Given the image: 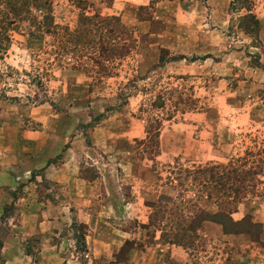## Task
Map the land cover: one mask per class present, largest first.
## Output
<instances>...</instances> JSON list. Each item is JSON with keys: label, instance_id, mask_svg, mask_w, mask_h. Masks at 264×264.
Returning a JSON list of instances; mask_svg holds the SVG:
<instances>
[{"label": "rangeland", "instance_id": "374dc122", "mask_svg": "<svg viewBox=\"0 0 264 264\" xmlns=\"http://www.w3.org/2000/svg\"><path fill=\"white\" fill-rule=\"evenodd\" d=\"M88 1V12L117 15L133 30L134 47L125 57L109 63L108 76L89 64L75 67L76 62L68 55H57L53 37L42 32H13L0 60V215L8 207L6 218L0 219V264H106L121 245L102 249L107 256L92 257L86 245L79 250L73 238L69 224L76 219L72 215L46 211L42 213L45 221L38 225L42 214L31 211L26 202V189L16 178L23 175L26 163L37 157L46 164H57L74 140L79 143L74 147L85 151L78 166L83 178H93L97 171L106 169L117 177L114 190L109 184V192L102 191L105 199H94L92 207L98 213L93 218L106 227L105 237L124 231L142 243L143 247L133 248L137 257L154 250L156 243L148 242L134 216L149 213L148 201L142 204L140 189L156 188L151 184L152 176L157 175L160 186L171 187L175 194L167 196L175 198L174 176L180 169L209 162L236 163L243 156L251 164L264 157V0H253L251 6L259 19L257 37L237 28L236 18L245 10L232 5L227 8L225 42L218 47L208 38L211 52L203 48L199 54H179L156 46V33L162 30L163 22L153 19L152 12L159 0H147L145 6H138L140 0ZM39 8L53 22L74 26L77 9L67 0L39 2ZM181 14L184 16H174L172 30L190 27L191 33L195 26L184 21L188 14ZM137 20H148L145 34L134 30ZM122 38L126 41L128 35ZM160 53L163 59L174 56L175 60L158 67ZM129 79L136 89L124 86ZM155 95L162 97V105L151 108L149 103ZM153 118L161 122L159 134L166 147L161 152L158 147V154L150 160L142 142L137 141L144 139ZM40 171L30 169L24 179L28 181ZM259 176L261 183L253 195L239 203L232 216L239 219L250 214L261 222L258 234L203 235L201 229L194 248L179 246L183 254L179 264H264V165ZM167 177H172L171 184ZM185 186L184 199L190 198L210 211L215 209L211 205L215 194L207 200L206 189L198 193L192 185ZM39 191L55 199L62 188ZM128 200L129 204L125 203ZM112 203L117 208H111ZM59 214L69 218L61 219ZM167 245L159 243L162 264H177L168 259Z\"/></svg>", "mask_w": 264, "mask_h": 264}, {"label": "trees", "instance_id": "16d2710c", "mask_svg": "<svg viewBox=\"0 0 264 264\" xmlns=\"http://www.w3.org/2000/svg\"><path fill=\"white\" fill-rule=\"evenodd\" d=\"M48 1L0 0V60L3 59L10 45L11 34L17 31L28 34L42 32L52 36L57 45V55H68L76 62L74 66L78 68L85 67L84 64L97 67L106 76L111 72L109 63L125 57L134 47L133 30L123 24L119 16L101 15L96 11L88 12L87 8L90 6L88 0H67L77 9L74 26L69 28L67 25L53 22L48 13L41 11L39 2L46 4ZM252 4L253 0H230L228 9L230 10L232 5L244 9L245 13L236 18L237 28L252 37H257L259 19L251 9ZM123 35H128L126 41L122 38ZM178 58L185 59V56L179 55ZM173 60H175L174 56L163 59L160 53L157 66L160 67L163 62ZM128 85L136 89L132 79L124 83V86ZM161 98L160 95H155L149 106L151 108L160 107ZM152 121L146 127L144 139L137 141L142 142L144 152L150 160L159 152L158 135L161 126L160 120L153 118ZM258 158L256 161H251V164H248L246 157L243 156L237 159L236 163L209 162L177 171L173 185L177 191V198L159 194L155 201L145 202L150 210L146 222L140 223L139 227L145 231L148 242L192 249L196 246V241L201 238L200 231L203 221L218 224L221 233L225 235L240 233L257 235L261 230V222L254 221L250 214H244L239 219H234L232 214L237 211L238 204L249 194L253 195L255 188L261 183L259 175L263 173L264 157ZM29 178L28 181L34 184L39 200L56 202L50 193L42 194L39 191L48 189V187H56L53 183L44 178L38 182L34 175ZM170 178L172 177L166 178L169 184L172 183ZM185 183L196 188L198 193L201 189H206L205 199L207 200L211 198L212 193L215 194L214 201L211 203L215 205V209L210 211L196 205L190 198L184 199ZM13 199H16V195H13ZM7 210L8 207L3 208L0 219L6 218ZM69 226L72 229L73 238L76 242L78 241L79 250L83 251L86 225L72 220ZM156 233H158L157 238ZM1 245L2 236L0 237V248ZM135 247L141 248L143 244L134 239H124L121 245L113 251L111 259L106 264H133L129 261L128 253Z\"/></svg>", "mask_w": 264, "mask_h": 264}, {"label": "crops", "instance_id": "0c3cea01", "mask_svg": "<svg viewBox=\"0 0 264 264\" xmlns=\"http://www.w3.org/2000/svg\"><path fill=\"white\" fill-rule=\"evenodd\" d=\"M229 1L230 0H159L158 2H155L152 12V18L161 19V21L163 22L162 30L156 33V46L177 52L179 54H182V52L199 54V51L203 48L208 49L206 50L207 52H211L208 46L209 43L207 42L208 38L214 39L213 44H218V47L221 46V42H225V40L227 39L224 30L226 29L229 18V14L227 11ZM146 4L147 0H140L138 2V6H145ZM182 12L188 14V18L184 19L186 24L195 26L193 27L194 31H192L191 33L190 27L179 28L178 30H174V28L173 30L175 32H173L172 30L171 22L174 20V16H184L181 14ZM180 18L179 22L182 24ZM147 23L148 20H137L134 26V30L141 34H145L148 28ZM216 48L217 46H214V49ZM154 59L157 60V56H155ZM158 141L161 152L162 147H166V143H163L161 132L158 136ZM74 144L78 145L79 143H77V140H74L71 146L67 148L60 162L57 164H46L45 161L39 160L37 159V157H33L30 158L28 163H26L28 165H26V168H24V173L28 172L30 169L39 168L41 171L39 172V174L35 175V180L44 178L53 183V186L62 188V192L60 191L58 194H56V202H51L48 200H45L43 202L39 200L33 187L34 184L24 179L26 178V175L24 173L20 178H16L20 180L21 184H23V190L26 189V199L29 198V200H27L26 202L30 206L31 211L36 210L41 214H44V212L46 211H59L62 212V214L67 213L68 215H72L74 219H76V221L82 222L86 225V232L84 234V242L87 249L86 252L92 255V257L107 256L108 254L103 251L105 247L108 248L110 246V248H112L114 245L118 246L119 244H121L124 239H133L128 237L129 232L124 231H120L122 234H124L123 236L121 235V233H119V231L116 233L114 232L113 234H111L109 231L110 235H108V237H105L104 234L107 231L106 227L101 225L96 219L93 218V215L95 214L97 216L98 213L92 207V204L95 201L94 199L100 197L102 195V191L104 194L106 192L108 193L109 188H107V186L109 184L111 190H114L113 183L114 179H117V177L115 176V174L112 175L107 172L106 169V171L103 172L97 171L96 176L93 178H83L79 174L78 166L80 156L82 155L81 152L84 153L85 151L77 150L74 147ZM127 163L128 162L124 163V168H127ZM102 165L107 166V163H103ZM129 169L131 170V165H129ZM128 175L133 174L131 172H128ZM140 178L141 177L139 176V179ZM152 178H154L152 179L153 181L150 177H148V179L151 180V184L155 185L156 188L153 190L146 189V191L140 189L142 192V204L144 203V201L155 200L157 194L163 193L169 196H174L175 191H173V189L171 190V187H167L164 185L160 186L158 184L160 182V179H157V175L152 176ZM101 197L102 198L99 201L106 198L105 196ZM103 203L105 202L103 201ZM125 203L129 204V200L125 201ZM107 205L108 203L106 204V206ZM111 208H117L116 204L114 205L112 203ZM144 212L147 214L146 211ZM43 214V220L38 222V225L45 221V217ZM146 214L142 216H134L137 218L136 220L138 223H145L147 219ZM68 215L62 216L61 214H59V217L61 219L66 217L69 218ZM55 219H53L54 222L58 218L56 220ZM53 221L51 220L49 222ZM104 221L106 222L107 220L104 219L103 222ZM201 229L204 233L203 235H211V233L220 236L222 235L220 226L210 221H203L201 224ZM157 235L158 233H156V238ZM224 235L225 234H223V236ZM153 248L154 250L152 251L148 250L141 252V255L139 257H137V251L131 249L128 253L129 261L132 263L134 262L133 264H162L163 253H161L162 249L160 248L159 243L156 242ZM166 249L169 250L168 253L166 252L168 259L179 264L180 258H183V254L180 252L182 249L179 246L175 245H167Z\"/></svg>", "mask_w": 264, "mask_h": 264}]
</instances>
